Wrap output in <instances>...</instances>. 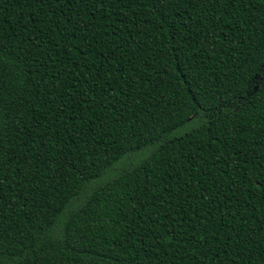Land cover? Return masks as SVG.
<instances>
[{
	"label": "trees",
	"instance_id": "16d2710c",
	"mask_svg": "<svg viewBox=\"0 0 264 264\" xmlns=\"http://www.w3.org/2000/svg\"><path fill=\"white\" fill-rule=\"evenodd\" d=\"M0 264H264V0H0Z\"/></svg>",
	"mask_w": 264,
	"mask_h": 264
},
{
	"label": "rangeland",
	"instance_id": "374dc122",
	"mask_svg": "<svg viewBox=\"0 0 264 264\" xmlns=\"http://www.w3.org/2000/svg\"><path fill=\"white\" fill-rule=\"evenodd\" d=\"M124 162H125V161H124ZM128 162H129V161H127V163H128ZM127 163H126V164H127Z\"/></svg>",
	"mask_w": 264,
	"mask_h": 264
}]
</instances>
